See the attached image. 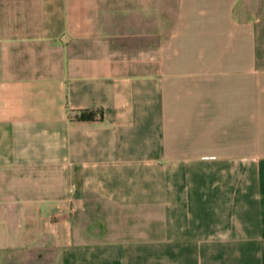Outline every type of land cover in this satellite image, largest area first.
I'll list each match as a JSON object with an SVG mask.
<instances>
[{"label":"crops","instance_id":"crops-1","mask_svg":"<svg viewBox=\"0 0 264 264\" xmlns=\"http://www.w3.org/2000/svg\"><path fill=\"white\" fill-rule=\"evenodd\" d=\"M0 264H264V0H0Z\"/></svg>","mask_w":264,"mask_h":264},{"label":"trees","instance_id":"trees-1","mask_svg":"<svg viewBox=\"0 0 264 264\" xmlns=\"http://www.w3.org/2000/svg\"><path fill=\"white\" fill-rule=\"evenodd\" d=\"M100 117H101V111L97 109L78 110L74 114L75 119L82 121H93L95 119L99 120Z\"/></svg>","mask_w":264,"mask_h":264},{"label":"built area","instance_id":"built-area-1","mask_svg":"<svg viewBox=\"0 0 264 264\" xmlns=\"http://www.w3.org/2000/svg\"><path fill=\"white\" fill-rule=\"evenodd\" d=\"M97 116V115H96Z\"/></svg>","mask_w":264,"mask_h":264}]
</instances>
